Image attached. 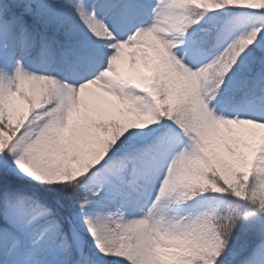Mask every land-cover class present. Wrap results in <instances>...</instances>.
<instances>
[{
    "label": "snow or ice",
    "instance_id": "1",
    "mask_svg": "<svg viewBox=\"0 0 264 264\" xmlns=\"http://www.w3.org/2000/svg\"><path fill=\"white\" fill-rule=\"evenodd\" d=\"M0 264H264V0H0Z\"/></svg>",
    "mask_w": 264,
    "mask_h": 264
}]
</instances>
